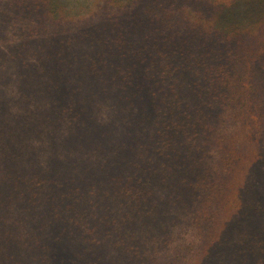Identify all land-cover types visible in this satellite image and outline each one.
<instances>
[{"label":"trees","instance_id":"obj_1","mask_svg":"<svg viewBox=\"0 0 264 264\" xmlns=\"http://www.w3.org/2000/svg\"><path fill=\"white\" fill-rule=\"evenodd\" d=\"M75 7L0 0V264H264V0Z\"/></svg>","mask_w":264,"mask_h":264},{"label":"rangeland","instance_id":"obj_2","mask_svg":"<svg viewBox=\"0 0 264 264\" xmlns=\"http://www.w3.org/2000/svg\"><path fill=\"white\" fill-rule=\"evenodd\" d=\"M71 3H73L76 7L75 9L78 10L82 15L88 16L90 15L94 10L97 9V6H99V3L101 0H69ZM75 2L77 4H75ZM256 28L252 27V31ZM255 36V35H254ZM17 68H15L10 62H3L0 63V75H19L17 72ZM17 90L16 84L10 83L9 86H7L8 92H14ZM245 154L251 158L252 155H254V152H258V154L262 155V161L259 162H253L251 164V169L249 170V173H251V177L254 180V184L260 188L264 189V141H254L251 140L250 142L245 144L244 149ZM49 156V153H47L44 150H40L36 153V157L42 161L45 158ZM248 166V165H247ZM250 166V165H249ZM185 223L179 222L176 224L172 235V244L181 242L183 238H188V235L185 234ZM162 248V247H161Z\"/></svg>","mask_w":264,"mask_h":264}]
</instances>
